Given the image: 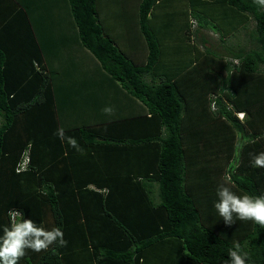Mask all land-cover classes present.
<instances>
[{"label": "trees", "instance_id": "trees-1", "mask_svg": "<svg viewBox=\"0 0 264 264\" xmlns=\"http://www.w3.org/2000/svg\"><path fill=\"white\" fill-rule=\"evenodd\" d=\"M61 3L57 16L49 0H0V234L19 211L67 241L28 250L19 264H228L235 244L246 264H264V228L229 226L214 207L221 183L264 196V168L251 163L264 153V9L253 0ZM103 4L123 35L105 26ZM63 20L66 29L52 28ZM201 28L220 49L198 42ZM73 45L137 114L114 101L115 116L95 120L56 88ZM147 147L154 170L141 175Z\"/></svg>", "mask_w": 264, "mask_h": 264}, {"label": "clouds", "instance_id": "clouds-1", "mask_svg": "<svg viewBox=\"0 0 264 264\" xmlns=\"http://www.w3.org/2000/svg\"><path fill=\"white\" fill-rule=\"evenodd\" d=\"M253 3L264 9V0H253ZM104 111L111 110L106 108ZM58 135L63 139L64 130L61 129ZM71 144L83 151L74 139ZM251 163L253 167L264 168V153L254 155ZM216 196L214 207L225 224L230 226L238 219L252 221L264 228V196L238 195L224 183L217 186ZM11 216L10 225L0 234V264H19L28 250L47 252L53 245H67L61 228L46 229L32 219H25L19 211H12ZM246 256V253L241 254L240 245L235 244L229 252L228 264H246Z\"/></svg>", "mask_w": 264, "mask_h": 264}, {"label": "crops", "instance_id": "crops-1", "mask_svg": "<svg viewBox=\"0 0 264 264\" xmlns=\"http://www.w3.org/2000/svg\"><path fill=\"white\" fill-rule=\"evenodd\" d=\"M52 0H49V2H51ZM186 2H188L189 0H185ZM107 2V1H106ZM186 4V3H185ZM108 6V5H107ZM187 6H190V4L188 3ZM187 6H185L184 8H186ZM109 8V6H108ZM224 8V7H223ZM162 9H157L156 13L159 15L161 14L163 11H161ZM108 11L110 12V8L106 11L105 16H109V19L112 23H114L112 21L111 18V13L108 14ZM48 13L46 10H41V13ZM101 12V10H100ZM229 21H224L223 25L230 28L228 26ZM115 27V23L114 25H112V27ZM110 27L111 32H113V28ZM119 29H117L118 32L114 33L115 35L117 34V36H119V34H124L125 30L122 29V27L118 26ZM251 28V27H250ZM61 31V30H58ZM209 31H212L210 29H206V28H201L200 29V33L198 36V42L201 44L203 38L205 39L204 44L206 46H210L213 49H219L221 47L220 45V41L218 46L220 45V47H214L213 44H211L208 40H207V36H206V32L209 33ZM213 32V31H212ZM133 31L129 34L131 36V34L133 35ZM215 34H217L216 32H214ZM235 35V33H234ZM218 37V35H217ZM231 39V41H236L233 40L234 36L228 38ZM227 39V40H228ZM238 39H239V35H238ZM244 39V38H243ZM135 53L140 54L141 53V48L140 49H135ZM60 60L62 62H65V64L70 65L71 71L67 72L68 74H65L64 76H60L58 77L55 82V86L57 89H60V91L62 89L66 90V93L64 92V90L62 91V93L65 95H71V97H75L76 101L79 102L78 100L80 99V102L83 104L81 106H84L85 110L89 111L91 116H94L95 120H107L110 116H115L114 113H117L115 110V105H114V101L117 105L120 104V107L123 105V107L126 109V105L124 103L127 102V98L126 95L123 93L118 94L117 98H118V102L116 100L115 94H114V86L112 87L111 82H109L110 85H107L106 83L103 82V79H106L104 74H102L99 71V68L97 66V64L95 62L92 61V59L89 57V55L87 54V52H85L82 48H79L77 45H73L72 47H70L69 51L67 53L64 54V56H62L60 58ZM72 61V62H71ZM70 89H74L73 93L69 94V90ZM75 95V96H73ZM126 98V100H125ZM132 101V100H130ZM137 105L138 103H135L133 106L129 107L128 109H126V111L128 110L129 113H135L137 114L136 111H139L137 109ZM110 109V112H105L104 109ZM82 111V109H81ZM93 113V115H92ZM104 114H106L107 116H104ZM88 116V115H87ZM101 117V118H100ZM86 120V119H85ZM88 122H90L89 120H86ZM151 129V128H150ZM147 131V127H145V132ZM141 133H142V128H141ZM154 133V131L152 132ZM151 133V134H152ZM157 143V141H156ZM158 145V144H157ZM155 161V157L151 151V149L149 147H147L146 149H142L141 150V175H150L151 172L154 170L153 169V162ZM113 173L114 172H110ZM154 185V184H153ZM156 187V186H155ZM154 200H157V197L154 196Z\"/></svg>", "mask_w": 264, "mask_h": 264}, {"label": "rangeland", "instance_id": "rangeland-1", "mask_svg": "<svg viewBox=\"0 0 264 264\" xmlns=\"http://www.w3.org/2000/svg\"><path fill=\"white\" fill-rule=\"evenodd\" d=\"M51 4L54 7H56V8L52 7L51 9H49V12H51L53 14L55 13V14H57V16L61 15V10H62V6H63L62 3H61V0H52ZM104 6H105V4L101 5V8H100L101 14L100 15L103 18L105 26L109 28V27H112V25H114V23H112L110 21V19L107 16L104 15V13H106V11L109 9L108 6L107 7H104ZM65 22H66V20H63L61 22V25L53 26L52 28L55 29V30H61L62 31V30L67 28L66 25H63ZM251 24H253V23H250L249 26H251ZM235 34L239 35V40H242L243 38H246L244 32L240 33V30L235 32ZM206 36H207V40L211 44H213L214 47H220V45L218 46L219 41H218L217 34H215L212 31H209V33L206 32ZM233 40H235V38ZM227 42L230 43V44L233 43V41H231V39H228V40L226 39L225 43H227Z\"/></svg>", "mask_w": 264, "mask_h": 264}, {"label": "built area", "instance_id": "built-area-1", "mask_svg": "<svg viewBox=\"0 0 264 264\" xmlns=\"http://www.w3.org/2000/svg\"><path fill=\"white\" fill-rule=\"evenodd\" d=\"M240 116H241V114H240ZM27 161H28V158H27V156H25V157L23 158V160L19 163L20 165H19V167L17 168V170H21V169H23V168L26 166Z\"/></svg>", "mask_w": 264, "mask_h": 264}]
</instances>
